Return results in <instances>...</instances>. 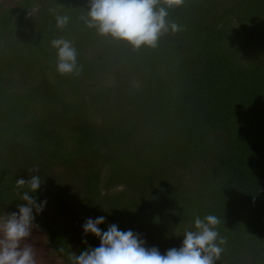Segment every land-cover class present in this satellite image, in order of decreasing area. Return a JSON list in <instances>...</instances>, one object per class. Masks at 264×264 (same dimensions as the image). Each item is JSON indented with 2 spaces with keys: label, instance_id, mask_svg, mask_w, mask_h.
I'll list each match as a JSON object with an SVG mask.
<instances>
[{
  "label": "trees",
  "instance_id": "obj_1",
  "mask_svg": "<svg viewBox=\"0 0 264 264\" xmlns=\"http://www.w3.org/2000/svg\"><path fill=\"white\" fill-rule=\"evenodd\" d=\"M212 1L168 9L182 30L161 34L154 48L124 41L117 51L106 45L105 55L98 53L103 69L117 57L137 87L118 74L117 85L79 94V79L56 73L51 83L41 72L37 85L18 94L0 76V214L24 203L15 181L38 167L43 182L29 195L46 203L34 212L33 229L65 264L73 236L118 185L113 214L157 237L161 254L181 246L196 215L213 214L221 219L224 249L246 247L255 264L264 262V0H235L219 12ZM35 4H42L37 22L27 17ZM88 7L89 0H0V42L12 44V34L32 23L24 48L34 61L51 62L58 34L98 35L82 19ZM54 11L69 16L63 29ZM228 14L237 21L234 31ZM77 62V76L87 80L100 71L82 55Z\"/></svg>",
  "mask_w": 264,
  "mask_h": 264
},
{
  "label": "clouds",
  "instance_id": "obj_2",
  "mask_svg": "<svg viewBox=\"0 0 264 264\" xmlns=\"http://www.w3.org/2000/svg\"><path fill=\"white\" fill-rule=\"evenodd\" d=\"M163 3L164 6H159ZM184 0H89L85 17L89 28L102 36L123 40L133 48L156 47L161 34L181 31L182 26L168 19V9L179 7ZM58 29L69 23V16L54 11ZM50 46L56 53V71L60 74L79 73L77 50L71 41L54 38ZM28 179L17 178L15 188L23 204L16 205L17 211L0 214V264H36L35 253L28 244H23L38 227L34 224L46 201L37 202L34 196L43 180L38 167L28 169ZM27 189V191H20ZM105 217L87 218L82 224L86 236L91 233L99 238L98 247H87L79 255L72 252L70 264H215L224 251L226 240L220 236L218 226L221 219L213 214L196 215L191 229L183 232L179 248L172 247L161 254L155 246L145 247L141 234L133 230L122 231L116 224L107 230L98 226ZM86 243V241H84ZM63 251V249H60Z\"/></svg>",
  "mask_w": 264,
  "mask_h": 264
},
{
  "label": "rangeland",
  "instance_id": "obj_3",
  "mask_svg": "<svg viewBox=\"0 0 264 264\" xmlns=\"http://www.w3.org/2000/svg\"><path fill=\"white\" fill-rule=\"evenodd\" d=\"M218 2L220 4L219 8H216L214 12H219L221 9H227L229 6H232V3L235 0H228V2H225V0H213V2ZM44 5L48 6V3H44ZM217 5H213L215 8ZM52 7V6H50ZM212 7V8H213ZM42 4H35L31 7L30 13L27 15V17H32V20H35L34 22H37L38 19L37 15L39 14V10L41 11ZM213 11H210L212 13ZM45 16V15H44ZM224 17L228 18L226 21H228L227 25L234 31V29L238 28L236 27L237 21L233 19L231 14L225 15ZM205 22L207 24L210 23V18L205 19ZM29 26H34V24L30 23L27 26L23 28V32H16L12 34V38L10 40L12 41V44H7L8 40L5 38L3 41L0 42V49L2 50V53H0V76L3 77L4 85L12 90H17L18 94L22 92H26L30 90L31 87H33L35 84L37 85L39 80L41 79V72L43 75L45 74L48 78V80L51 83H56L57 81V74H59L56 71L55 65H56V53L55 50H53V55L51 57V62H47L43 59L38 62V59L34 61L30 55V52L27 50L28 45L26 44V41L29 37ZM236 34V33H235ZM237 35V34H236ZM94 36V37H93ZM90 38H84L80 39L76 33H67V34H58L55 38H64L66 40H69L72 42V44L75 46L77 50V58L79 55H82L83 59L86 61L93 60L96 62L97 68L100 66V71L97 73H94L93 78L85 79L82 78V76H77L76 73L73 74H65L70 79H72L74 82L77 80L80 91L86 93L85 90H89V92H100L103 90V88L106 87H113L119 83L121 80L118 79L116 76L122 75L124 80L122 82L127 85H132V88L134 86H138V81L136 76H133L129 74L126 76L125 71L128 69L126 66H123L124 70L120 68L119 71V65L117 62H120L117 57L112 58L108 65L104 66V69L102 66L103 62L105 61L103 58H98V53H103L105 55V48L106 45L109 47L111 51H117L121 44L124 42L123 40H117L113 39L110 36H102L100 34L93 35ZM25 39V40H24ZM110 44V46H109ZM6 45V46H5ZM14 46L20 48V52L18 54L15 53L12 49ZM29 58H26L28 57ZM30 58L32 60H30ZM117 58V60H116ZM30 62L28 63L27 61ZM79 68L81 66V63L78 64ZM84 66V65H83ZM111 66V67H109ZM170 66H161L160 68L163 69V72H165V69H168ZM27 70L31 72V74H34L35 77L28 76ZM102 70V71H101ZM107 70V71H106ZM112 70V71H111ZM119 72V73H118ZM119 74V75H118ZM124 74V75H123ZM61 75V74H59ZM80 77V78H79ZM2 80V82H3ZM68 83V82H66ZM63 90L66 92L67 89L69 90V85L63 86ZM113 93H117L116 89H113ZM87 94V93H86ZM56 173H62L60 169L62 167H57ZM103 172L106 173L107 170L104 168ZM49 184L51 183V179H47ZM46 186L48 185L47 182H45ZM44 187L42 185V188L45 190L47 187ZM72 188L75 189L78 195L80 192L79 183H74L72 185ZM123 186L118 185L114 188H112L110 191H108L102 198L99 203L98 209L96 211V217L104 216L105 217V223L100 224L98 227L101 230H107L108 225L110 224H116L118 226L119 230L127 231V230H133L136 233L141 234V238L145 241V247H158V238L152 236V234H148L142 226L136 225V224H130L129 226L126 224H123L121 221L122 219L117 218L113 211H115V205L118 203L116 201V197L118 194L122 193ZM117 206V205H116ZM117 211V210H116ZM86 241V243L84 242ZM99 238L95 237L91 233L84 235L83 231L80 233L75 234L73 236L72 240L70 241V249L72 252H75L77 255L80 254L81 251L85 250L87 247H98L99 246ZM23 244H28L32 247L34 253H35V260L36 264H65L63 259L56 255L50 248L47 239L45 236L39 232H36L34 229L31 233V236L24 242ZM230 254V255H228ZM230 256V257H229ZM255 260L254 257H252V253L249 248H241L236 249L235 247L226 246V249H224L223 253L221 254L220 258L215 261V264H255L253 261ZM256 264H264V262H258L255 261Z\"/></svg>",
  "mask_w": 264,
  "mask_h": 264
}]
</instances>
